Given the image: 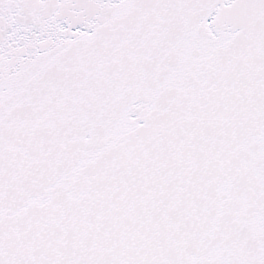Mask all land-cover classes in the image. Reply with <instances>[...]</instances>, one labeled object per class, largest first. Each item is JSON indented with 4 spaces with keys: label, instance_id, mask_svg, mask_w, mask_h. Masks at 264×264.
<instances>
[{
    "label": "snow or ice",
    "instance_id": "6c2138e0",
    "mask_svg": "<svg viewBox=\"0 0 264 264\" xmlns=\"http://www.w3.org/2000/svg\"><path fill=\"white\" fill-rule=\"evenodd\" d=\"M0 264H264V0H0Z\"/></svg>",
    "mask_w": 264,
    "mask_h": 264
}]
</instances>
